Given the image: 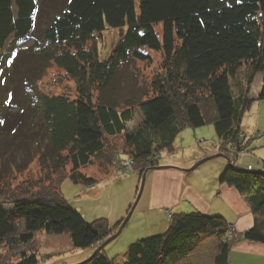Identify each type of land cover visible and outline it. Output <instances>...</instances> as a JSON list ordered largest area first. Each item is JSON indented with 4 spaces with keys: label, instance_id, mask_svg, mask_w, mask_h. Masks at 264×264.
Listing matches in <instances>:
<instances>
[{
    "label": "trees",
    "instance_id": "trees-1",
    "mask_svg": "<svg viewBox=\"0 0 264 264\" xmlns=\"http://www.w3.org/2000/svg\"><path fill=\"white\" fill-rule=\"evenodd\" d=\"M37 5L0 0V246L8 249L0 264H37L38 251L26 246L39 231L95 250L118 229L121 220L109 236L104 219L87 223L60 192L66 174L86 186L97 181L80 168L105 156L109 137L124 136L128 157L111 151L101 168L120 174L137 168L141 180L163 164L160 152L174 149L184 127L208 123L217 136L214 153L230 160L219 181L243 195L254 216L241 238L264 243V159L261 171L236 169L230 159L248 147L242 115L264 99V0H66L40 38L33 36ZM107 29L122 33L99 58L87 43ZM143 49L163 57L152 93L118 107L108 92L124 63L150 60ZM51 62L75 80V96L36 89ZM256 73L262 83L254 96ZM136 108L141 122L128 129ZM36 157L52 164L55 179L42 187L12 185L11 175ZM228 229L219 215L176 213L164 232L130 243L123 264H229ZM101 250L76 264H112Z\"/></svg>",
    "mask_w": 264,
    "mask_h": 264
},
{
    "label": "rangeland",
    "instance_id": "rangeland-1",
    "mask_svg": "<svg viewBox=\"0 0 264 264\" xmlns=\"http://www.w3.org/2000/svg\"><path fill=\"white\" fill-rule=\"evenodd\" d=\"M65 1L37 0L38 10L34 21V37H41L45 25L52 16L51 14L58 12ZM160 29L161 27L157 25L156 30L158 33ZM121 33L122 30L120 29H107L103 32L95 33L93 39L87 43V46L96 47L98 57L103 58L112 51ZM143 51L150 56V60L139 61L130 59L124 63L108 92L113 96L118 107L124 106L132 96L138 95L141 97L143 93H152L151 81L157 73L161 72L163 57L161 52H154L148 49H143ZM240 73L243 75L245 71L242 69ZM261 83L262 74L256 73L253 90H251L252 94H255L257 89L261 88ZM36 89L49 95L66 94L75 96L76 83L62 68L51 62L37 81ZM140 122L141 115L136 108L135 117L129 123L128 129H133ZM255 123L258 124L256 125ZM240 126L247 135L248 147L246 150L237 152L236 156L230 157L232 165L236 169L261 171L263 170L262 160L264 159V99H257L252 103V106L242 115ZM216 142L217 136L211 123L196 128L187 126L175 138L172 145L174 149L162 150L159 160L162 163L165 162L161 165L169 166L170 169H172L171 167L189 169L198 159L189 163L190 165L187 164L188 166L184 165V161L189 160L193 153L203 154V152L208 150H214ZM180 146L182 148L175 150L176 147ZM104 149L105 156L103 158L94 157L91 165L80 168V171L86 176L97 179L92 186L73 182L66 174L70 168V165H67L65 168L66 175L60 183V192L68 204L75 208L87 223L102 222V219H104L110 232L109 236L115 232V225L118 221H122L125 218L128 209L135 201L137 187L140 184V173L137 168L121 174L117 173L113 166L109 167L108 172L101 168V162L106 161L107 154L111 151L122 153L128 157L129 146L124 136L109 137L105 142ZM123 155H119V158L123 159ZM111 158L116 162L117 157L112 156ZM223 160H225V163ZM108 162L110 163L111 161L108 160ZM218 163H224V168L228 165V161L224 156H214L190 169L187 177L198 187L201 185L205 186L203 181L212 182L213 179L208 175L213 170L212 167L217 166ZM182 165L186 167H181ZM220 174L218 175V180ZM55 177L52 164L48 162L40 163L36 157L23 171L14 172L10 177V183L12 185H17L18 183L26 185L32 183L35 185L40 183L42 187L46 186L50 180H54ZM151 180L152 178L148 171L140 198L127 223L114 239L102 247V254L112 264H123L126 248L130 243L147 236L160 234L169 225L170 219L166 216L161 218L159 215H155L154 212L152 213L154 215L151 214L148 201ZM206 187H209V185ZM39 189L36 188L35 190L39 191ZM101 233L104 235L106 231ZM26 248L38 251L37 264H76L87 259L94 251L92 246L84 249L73 248L66 234L52 236L43 231L35 233L33 242L27 245ZM0 253L2 256L5 253L8 254V249L5 245L0 246ZM45 254H50V256L46 258ZM17 257L18 254L13 259ZM44 257L45 259H43Z\"/></svg>",
    "mask_w": 264,
    "mask_h": 264
},
{
    "label": "crops",
    "instance_id": "crops-1",
    "mask_svg": "<svg viewBox=\"0 0 264 264\" xmlns=\"http://www.w3.org/2000/svg\"><path fill=\"white\" fill-rule=\"evenodd\" d=\"M259 90L257 89L254 96L259 93ZM180 148L182 147H176L175 150ZM215 150L214 148L203 154L193 153L189 160L184 161V165H190L189 163L202 156L213 154ZM223 162L225 163V160ZM224 163H218L217 166L212 167L213 170L208 175L213 179L212 182L203 181L205 186L200 187L187 177L188 171L185 168L166 167L149 170L152 178L148 194L151 214L154 212L161 218L166 216L169 219L173 214L192 211L204 215H219L234 228V235L229 239L231 244L228 255L229 264H264V243L241 238L242 232L254 222L249 202L236 189L218 180V175L225 167ZM184 165L181 167H186ZM207 185L209 187H206Z\"/></svg>",
    "mask_w": 264,
    "mask_h": 264
},
{
    "label": "water",
    "instance_id": "water-1",
    "mask_svg": "<svg viewBox=\"0 0 264 264\" xmlns=\"http://www.w3.org/2000/svg\"><path fill=\"white\" fill-rule=\"evenodd\" d=\"M214 156H224V157L227 159L228 163L230 162L229 158H228L225 154H223V153H221V152H218V153H214V154H210V155H207V156L202 157L201 159L197 160V161H196V162H195V163H194L189 169H185V170L189 171V170L192 169L193 167L197 166L198 164H200V163L204 162L205 160H208L209 158H212V157H214ZM166 167H167V166H162V165H161V166H157V167H155V168L160 169V168H166ZM241 170H242V169H241ZM146 171H147V169H146V170L142 173V175H141L140 186H139V189H138L137 195H136V197H135V201H134V203L131 205L130 209L128 210V212H127L125 218H123V220H122L121 223L119 224L118 229H117L112 235H110L108 238H106L104 241H102V242L96 247V249L93 251V253H92L87 259H85V260H88L89 258H91L96 252H98L100 249H102V247H103L105 244H107L109 241H111L112 239H114V238L120 233V231H121V229L123 228V226L127 223L128 219H129V217H130V215H131V213H132V211H133V209H134V207H135V205H136L137 201L139 200L140 195H141V193H142V189H143V187H144V181H145Z\"/></svg>",
    "mask_w": 264,
    "mask_h": 264
},
{
    "label": "built area",
    "instance_id": "built-area-1",
    "mask_svg": "<svg viewBox=\"0 0 264 264\" xmlns=\"http://www.w3.org/2000/svg\"><path fill=\"white\" fill-rule=\"evenodd\" d=\"M232 235H234V228L233 225H229L228 236H232Z\"/></svg>",
    "mask_w": 264,
    "mask_h": 264
}]
</instances>
